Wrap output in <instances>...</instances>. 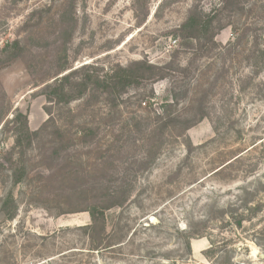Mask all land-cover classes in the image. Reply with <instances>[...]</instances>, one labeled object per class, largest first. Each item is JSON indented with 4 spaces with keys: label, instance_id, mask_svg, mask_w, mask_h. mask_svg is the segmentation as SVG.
I'll return each instance as SVG.
<instances>
[{
    "label": "rangeland",
    "instance_id": "374dc122",
    "mask_svg": "<svg viewBox=\"0 0 264 264\" xmlns=\"http://www.w3.org/2000/svg\"><path fill=\"white\" fill-rule=\"evenodd\" d=\"M194 5L0 0V264H264V0H204L216 34L202 45L180 36ZM245 28L260 38L250 62ZM141 60L170 63L167 77L110 99L43 94L66 69ZM19 113L39 132L24 154Z\"/></svg>",
    "mask_w": 264,
    "mask_h": 264
},
{
    "label": "trees",
    "instance_id": "16d2710c",
    "mask_svg": "<svg viewBox=\"0 0 264 264\" xmlns=\"http://www.w3.org/2000/svg\"><path fill=\"white\" fill-rule=\"evenodd\" d=\"M148 1V0H146ZM204 0H195V5L191 8L188 17L184 24L180 27V36L183 40H190L199 42V44L206 43L205 39L208 37L213 42L216 34L212 29V20L200 8V4ZM231 0H221V10L228 11V6ZM232 25V24H230ZM251 28H245L241 30L236 37L235 45L241 44L245 37L251 39L250 48L247 51L246 59L250 62L251 59H256V54L261 53L260 50V38L248 33ZM14 44L19 45V41ZM9 45L7 46V48ZM6 48V49H7ZM170 63L166 66H157L146 60L135 61L126 67H117L110 69L104 75H99L96 70V66L85 64L79 68H76L67 73L68 69L61 72L54 81L45 85L43 94L47 96L49 101H54L57 104H69L74 100L82 99L88 92H92L95 95L101 94L107 95L110 99L113 94H116L120 90L125 89L130 85H140L143 81H152L155 79H165L167 77L166 70L169 68ZM165 119L174 122L168 112H164ZM207 113L201 111V117H206ZM15 125V145L13 150H20L22 154L32 146L33 138L39 135V132H32L28 126L27 116L19 113L14 121ZM12 166H16L12 161ZM220 169L219 171H221ZM26 176V166L23 162L14 171L13 184L14 186L22 183ZM2 212L9 220H13L16 216L17 205L15 204L13 195L10 193L6 198L1 200ZM247 205V204H246ZM263 205L257 203L252 208H249L250 217L256 218L262 211ZM90 216L93 221H96L98 217V210L96 208L90 209ZM246 220L245 216H240L236 220L237 226L241 227ZM91 227V226H88Z\"/></svg>",
    "mask_w": 264,
    "mask_h": 264
},
{
    "label": "water",
    "instance_id": "95a60500",
    "mask_svg": "<svg viewBox=\"0 0 264 264\" xmlns=\"http://www.w3.org/2000/svg\"><path fill=\"white\" fill-rule=\"evenodd\" d=\"M261 258H264V255L263 254L261 255Z\"/></svg>",
    "mask_w": 264,
    "mask_h": 264
}]
</instances>
